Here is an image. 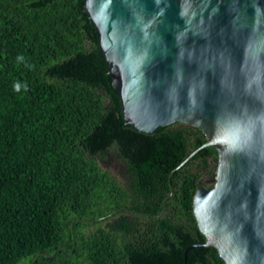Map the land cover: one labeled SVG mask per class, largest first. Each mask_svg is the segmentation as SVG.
<instances>
[{
	"label": "trees",
	"instance_id": "trees-1",
	"mask_svg": "<svg viewBox=\"0 0 264 264\" xmlns=\"http://www.w3.org/2000/svg\"><path fill=\"white\" fill-rule=\"evenodd\" d=\"M84 5L0 0V264H226L193 211L216 148L177 169L200 129L126 123ZM113 149L125 184L99 164Z\"/></svg>",
	"mask_w": 264,
	"mask_h": 264
},
{
	"label": "water",
	"instance_id": "water-1",
	"mask_svg": "<svg viewBox=\"0 0 264 264\" xmlns=\"http://www.w3.org/2000/svg\"><path fill=\"white\" fill-rule=\"evenodd\" d=\"M83 11L126 123L200 129L207 142L177 169L216 148L215 184L193 200L203 245L226 264H264V0H85Z\"/></svg>",
	"mask_w": 264,
	"mask_h": 264
},
{
	"label": "rangeland",
	"instance_id": "rangeland-1",
	"mask_svg": "<svg viewBox=\"0 0 264 264\" xmlns=\"http://www.w3.org/2000/svg\"><path fill=\"white\" fill-rule=\"evenodd\" d=\"M99 164L103 170L108 171L119 183L125 184L128 180L127 165L123 158L117 153L115 149L111 150L104 157H99ZM213 172L215 171V165L212 163ZM217 168V167H216ZM216 181V173L211 175L203 174L201 182L203 186L212 187ZM105 225V224H103ZM96 229L91 228V230Z\"/></svg>",
	"mask_w": 264,
	"mask_h": 264
},
{
	"label": "clouds",
	"instance_id": "clouds-1",
	"mask_svg": "<svg viewBox=\"0 0 264 264\" xmlns=\"http://www.w3.org/2000/svg\"><path fill=\"white\" fill-rule=\"evenodd\" d=\"M19 86H17V89H18Z\"/></svg>",
	"mask_w": 264,
	"mask_h": 264
}]
</instances>
